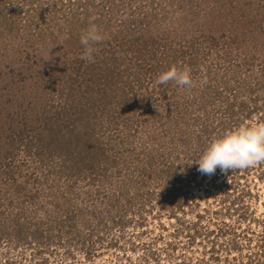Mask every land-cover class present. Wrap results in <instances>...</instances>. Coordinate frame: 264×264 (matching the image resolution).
<instances>
[{"label":"rangeland","instance_id":"rangeland-1","mask_svg":"<svg viewBox=\"0 0 264 264\" xmlns=\"http://www.w3.org/2000/svg\"><path fill=\"white\" fill-rule=\"evenodd\" d=\"M0 264H264V0H0Z\"/></svg>","mask_w":264,"mask_h":264},{"label":"trees","instance_id":"trees-1","mask_svg":"<svg viewBox=\"0 0 264 264\" xmlns=\"http://www.w3.org/2000/svg\"><path fill=\"white\" fill-rule=\"evenodd\" d=\"M27 3L32 4L35 0H26Z\"/></svg>","mask_w":264,"mask_h":264}]
</instances>
